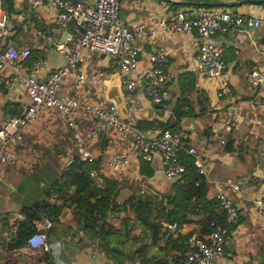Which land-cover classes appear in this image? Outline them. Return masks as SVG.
<instances>
[{
	"label": "crops",
	"instance_id": "1",
	"mask_svg": "<svg viewBox=\"0 0 264 264\" xmlns=\"http://www.w3.org/2000/svg\"><path fill=\"white\" fill-rule=\"evenodd\" d=\"M2 2L6 14L4 17L9 20V40L17 48L29 47L32 50L29 56L31 59L41 58L43 64L38 69V75L45 77L56 67L63 65L66 60L56 49V42L60 40L64 30L55 27V10L47 0L36 5L29 0H14L15 8L21 10V13H13L11 16L7 15L5 0ZM178 8L180 7L172 5L171 0H123L120 14L129 26L138 21L150 25L153 18ZM229 9L255 16L261 20V24L244 28L239 33L217 31L212 35L211 38L221 44L222 57L226 62V90L220 87L219 79L191 69L196 44L200 40L196 32L162 31L150 41L137 36L136 43L146 51L139 59V68L149 64L148 53L154 48L161 46L166 49L162 66L166 76L164 87L169 98L167 104L161 102L155 105L156 102L150 99L144 88L124 91L121 87L122 74L113 58L105 52L88 49H83L78 63L62 80L58 94L74 95L81 105H112L106 98V93L119 92L123 95L134 126L137 121L148 134H158L163 123H173L177 119L176 115L182 112L179 127L186 139L183 142L194 146L205 162L207 196L216 197L220 192L226 194L233 200L239 213L237 224L226 223V227L231 229L229 243L223 254L214 258L211 264H264V213H258L251 202L253 198L264 197V82L254 84L248 78L252 67H264V4L239 2ZM78 72L97 74V77L76 88L74 82ZM190 73L191 76H187ZM191 78H194L193 88ZM180 84L185 90H191L187 98L194 105L180 102L178 93L179 90L183 91ZM4 88L5 90L0 86V126L10 116L3 108L7 101L17 102L19 107H24L27 101L19 84L9 89ZM199 95L208 99V110L202 115H195L200 112V105L196 102ZM136 100L141 108L130 111L129 107ZM117 111L121 116L128 114L119 109ZM231 114L236 115L237 124L226 131L222 124ZM79 124L82 133L90 128L96 130L95 136L89 139L88 146L92 152L95 149V156L100 155V130L97 129L95 118L80 109ZM38 130L45 134L42 144L45 149L40 153H49L38 156V159L34 156L32 160L23 143L17 147L15 168L5 167L0 174V213L7 212L8 218L12 213L18 214L22 205L42 197L45 187L62 171H54L55 165H61L64 158L72 155L70 151L75 149L73 129L52 108L42 110L26 127L25 134L36 136V132L40 134ZM106 133L109 144L102 153L100 171L123 181L119 199L139 191L152 195L168 191L172 180L164 176L159 153H155L149 161L153 173L145 177L140 172L139 156L131 145L132 133H128L126 137L114 130ZM222 136L223 143L220 142ZM119 151L126 153L127 162L116 169L112 166V159ZM25 162L42 164L35 177L23 170ZM226 180L238 182L239 190L225 183ZM209 210L211 208L208 206L200 207L196 215L190 214L191 217L185 224L191 232L206 234L203 221L209 217ZM117 217L116 213L115 217L108 219L117 224ZM44 220L45 218L41 219L38 226ZM2 228L5 232V226ZM133 232L138 235L140 227H136ZM119 239L122 238L112 234L106 235L104 243L101 242L96 234L86 232L82 226L76 225L71 211L67 210L63 218L48 230L46 246L34 248L27 245L11 250L7 247L8 238H0V264H43L44 260L39 257L42 256L41 248H47L49 244L54 252L51 259L57 264H118L105 252V246L118 248L115 242ZM159 247L160 249L155 245L149 251L158 253L162 259L167 258L171 263V255L180 248L175 232H167L160 240Z\"/></svg>",
	"mask_w": 264,
	"mask_h": 264
},
{
	"label": "built area",
	"instance_id": "2",
	"mask_svg": "<svg viewBox=\"0 0 264 264\" xmlns=\"http://www.w3.org/2000/svg\"><path fill=\"white\" fill-rule=\"evenodd\" d=\"M32 4H40L43 0H29ZM123 0H47L55 10V27L58 30H68L64 41L56 42L58 49L65 57V63L56 67L47 76L38 75L42 67L41 58L28 60L31 49L17 48L9 40V20L1 18L4 12L0 0V85L6 88L19 84L23 88L27 101L18 115L6 117L0 126V174L7 163L17 159V147L23 140L26 127L32 123L45 108H52L56 115L63 118L73 129L74 153L82 159L92 160L95 154L89 149L88 141L96 130L88 129L81 132L79 124L80 109L95 118L97 129L108 132L114 130L122 137L132 133L131 145L139 157L151 161L155 153H159L163 163L164 176L170 180L177 178L184 169L178 158L182 145L183 132L181 129L171 131L160 130L158 134H148L140 130L130 118V113L121 116L113 105H81L74 95H59L58 90L62 80L71 68L78 63L83 49L105 52L111 56L122 74L121 87L126 92L144 88L153 102L161 103L168 98L165 90L166 76L162 66L166 49L156 47L148 53L149 64L138 67L140 57L146 53L144 47L136 43L137 36L150 41L158 33L164 32H196L200 37L196 44L191 69L202 72L207 77L220 80V87L226 90V62L222 57L221 44L211 37L217 32H242L244 28H253L261 24L255 16L238 12L222 6H183L166 15L155 17L148 25L143 21L129 26L120 16ZM101 73H99L100 75ZM97 74L78 72L74 86L77 88L85 81L92 82ZM249 80L254 84L264 82V67H252L248 73ZM141 104L133 101L129 110L140 109ZM237 124L235 114L226 117L223 128L229 131ZM224 142V137L220 138ZM186 152L193 156L198 171L207 176L203 156L196 148L189 145ZM72 155L66 160L70 162ZM127 162L123 151L116 152L112 166L120 168ZM91 174L97 184H101L100 176L93 170ZM233 189L239 190V183L226 180ZM216 199L224 210L227 224L238 223V209L233 200L226 194L217 193ZM258 213H264V197L251 200ZM169 231L179 230L176 222H164ZM50 221L45 218L38 231L32 233L27 244L30 247L46 246L47 229ZM231 229L213 227L205 235L196 232L187 233L183 243L185 248L179 264H211L214 258L223 254L229 243ZM124 264H149L139 258ZM238 264H245L239 262Z\"/></svg>",
	"mask_w": 264,
	"mask_h": 264
},
{
	"label": "trees",
	"instance_id": "3",
	"mask_svg": "<svg viewBox=\"0 0 264 264\" xmlns=\"http://www.w3.org/2000/svg\"><path fill=\"white\" fill-rule=\"evenodd\" d=\"M171 1L174 6L188 4L176 0ZM237 4L239 2L225 7H234ZM188 6L197 5L188 4ZM28 60L33 59L29 57ZM187 76H191V73ZM191 82L193 88L194 78H191ZM0 86L5 90L3 85ZM180 88L183 90H179L178 93L180 102L184 104L185 101L194 105V102L187 98L191 90H185L182 84ZM163 102L167 104L169 98ZM196 102L200 105V112H196L195 115H202L208 110V99L205 96L199 95ZM3 108L4 112L10 116L18 115L23 109L14 101H7ZM182 115V112H179L173 123H163L161 130L181 129L179 118ZM137 123L136 121V127L143 130L142 125ZM107 136L105 131H99L101 154L92 160L82 159L76 153L72 154L70 162L65 164L59 175L45 187L41 198L22 205L18 214L17 212L12 213L10 219L7 212L0 213V238H8L6 242L9 249L27 246L28 237L41 229L38 222L43 218L50 221L48 233V230L56 222L58 223L68 210L71 211L73 222L76 225L82 226L86 232L96 234L101 242L104 243L106 235L113 234L122 238L115 242L118 246L116 249L112 245L105 246V252L118 264L124 261L132 262L136 258L149 264H179L185 248L183 241L187 233L191 232L185 224L191 217L190 214L196 215L200 207L208 206L211 208L209 217L203 221L206 231L213 227L226 226L224 210L218 204L216 197L207 196L206 177L198 171L193 156L186 152L189 145L183 142L186 141L184 137L178 151V158L183 163L184 169L177 178L172 179L168 191L161 195L136 192L121 200L119 194L124 185L123 181L100 171L102 153L109 144ZM139 161L140 172L145 177L150 176L153 173L150 162L142 157H139ZM91 170L100 176L101 184L95 182ZM115 212L118 214L117 224L108 219V217H115ZM164 222H176L179 225V230H176L175 234L180 241V248L171 255V263L167 258L162 259L158 253L149 251L155 245H158L160 249V240L169 232ZM2 226H5V232ZM136 227H140L138 235L133 232ZM53 253L51 244L47 248H41L42 256L39 257L44 260L43 264H57L51 259ZM57 259L60 260L59 257Z\"/></svg>",
	"mask_w": 264,
	"mask_h": 264
},
{
	"label": "water",
	"instance_id": "4",
	"mask_svg": "<svg viewBox=\"0 0 264 264\" xmlns=\"http://www.w3.org/2000/svg\"><path fill=\"white\" fill-rule=\"evenodd\" d=\"M188 4H194L197 6H229L233 5L238 2H257V3H264V0H177ZM6 2V12L7 15L11 16L13 13H21V10L15 8L14 6V0H5ZM68 30H64L59 42L64 41L66 35L68 34ZM106 98L111 102L113 106L116 107V109L121 110L124 114H127V106L126 102L123 99V95L119 94V92L111 93V91H108L106 93ZM155 105H159L155 103ZM223 127V124H222ZM114 249H116V246H113Z\"/></svg>",
	"mask_w": 264,
	"mask_h": 264
},
{
	"label": "rangeland",
	"instance_id": "5",
	"mask_svg": "<svg viewBox=\"0 0 264 264\" xmlns=\"http://www.w3.org/2000/svg\"><path fill=\"white\" fill-rule=\"evenodd\" d=\"M183 6H188V4H180V5H178V7H183ZM222 7H224V6H222ZM6 14L3 12L2 13V16H1V18H3L4 16H5ZM120 16H121V14H120ZM98 101H100V100H98ZM99 103V102H98ZM107 105H110V103H106ZM38 132H40V134L38 133L37 134V132H36V136L35 135H33V136H28V135H26L25 134V132H24V136H23V140H22V142L20 143V145H22L23 143H25L26 145V147H27V154H29V155H31V159L35 156L37 159H38V156H44V155H47L49 152H43L42 154L40 153V151H42V150H44L45 148L43 147V139H45V134H43V132H42V130H38ZM47 137V136H46ZM95 142V141H94ZM94 142H93V144H94ZM20 145H18V146H20ZM45 147H48L47 145H44ZM94 146V145H93ZM19 148V147H18ZM18 148H17V153H18ZM38 152V153H37ZM93 152L95 153L96 151H95V149H93ZM53 153L56 155L57 154V152H54L53 151ZM70 154H74V151L72 150V151H70ZM69 155V154H68ZM69 157V156H68ZM67 157V158H68ZM67 158H64V161L63 162H61V165H59V163L58 164H54L55 165V169H54V171H57L58 173L62 170V168L65 166V164H66V160H67ZM17 160V159H16ZM33 160V159H32ZM25 164V166H24V168H23V170L25 171V172H27V173H29V175H31V176H36V173L39 171V168H40V165H42L41 163H35V164H31V163H29V162H25L24 163ZM15 165V163H7V164H5L4 165V168L5 167H12V166H14ZM14 168H15V166H14ZM20 169V168H19ZM21 170V169H20ZM57 173V174H58ZM56 174V175H57ZM59 175V174H58ZM57 175V176H58ZM140 192V191H139Z\"/></svg>",
	"mask_w": 264,
	"mask_h": 264
}]
</instances>
